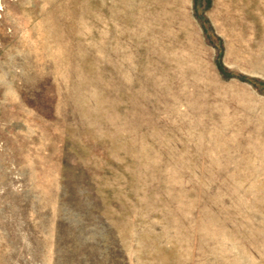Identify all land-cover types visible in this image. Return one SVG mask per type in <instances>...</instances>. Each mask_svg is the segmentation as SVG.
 Returning a JSON list of instances; mask_svg holds the SVG:
<instances>
[{
    "label": "rangeland",
    "instance_id": "rangeland-1",
    "mask_svg": "<svg viewBox=\"0 0 264 264\" xmlns=\"http://www.w3.org/2000/svg\"><path fill=\"white\" fill-rule=\"evenodd\" d=\"M0 264H264V0H0Z\"/></svg>",
    "mask_w": 264,
    "mask_h": 264
}]
</instances>
